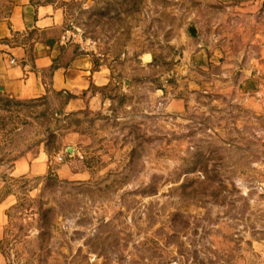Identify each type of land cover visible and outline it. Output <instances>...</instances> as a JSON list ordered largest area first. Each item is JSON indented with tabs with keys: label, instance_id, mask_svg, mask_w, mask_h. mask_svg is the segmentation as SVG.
I'll return each instance as SVG.
<instances>
[{
	"label": "rangeland",
	"instance_id": "374dc122",
	"mask_svg": "<svg viewBox=\"0 0 264 264\" xmlns=\"http://www.w3.org/2000/svg\"><path fill=\"white\" fill-rule=\"evenodd\" d=\"M59 4L63 30L91 42L111 69V102L68 113L67 96L55 93L5 120L0 163L43 152L48 170L9 177L0 190V200L17 199L0 264H264V96L246 93L240 72L207 89L190 85L178 76L181 49L168 44L187 13L198 20L220 5ZM8 7L0 1V18ZM146 50L155 66L134 77ZM130 76L144 86L136 96ZM177 98L182 109L168 108Z\"/></svg>",
	"mask_w": 264,
	"mask_h": 264
},
{
	"label": "crops",
	"instance_id": "0c3cea01",
	"mask_svg": "<svg viewBox=\"0 0 264 264\" xmlns=\"http://www.w3.org/2000/svg\"><path fill=\"white\" fill-rule=\"evenodd\" d=\"M0 1L9 5L0 18V90L18 100L69 93L73 98L65 105L66 112H99L105 100L110 101L107 90L114 81L112 71L98 60L99 54L91 42L63 30L66 12L59 4L82 0ZM209 1L220 6L208 7V13L198 20L196 13H187V22H178L182 25L174 27V36L168 44L181 49L178 76L186 77L192 86L207 89L220 82L217 80L222 76L232 77L234 72H240L234 78L242 89L264 96V22H261L264 0ZM154 56L150 50L138 55L141 72L134 73V77L149 75L155 66ZM131 77L127 82L128 93L136 96L143 85L132 82ZM183 102L174 99L168 108L179 111ZM47 170L48 157L43 152L32 158L28 153L11 168L0 163V190L9 177L41 176ZM16 202L12 193L0 201V239L7 215Z\"/></svg>",
	"mask_w": 264,
	"mask_h": 264
},
{
	"label": "trees",
	"instance_id": "16d2710c",
	"mask_svg": "<svg viewBox=\"0 0 264 264\" xmlns=\"http://www.w3.org/2000/svg\"><path fill=\"white\" fill-rule=\"evenodd\" d=\"M153 63H155V56H154ZM57 94H62V95L65 94L67 96L66 104L73 98V95L69 93L60 92ZM43 98L44 97L39 98V99H43ZM35 101H36L35 99L34 100H18L15 98H11L7 96L6 94H4L2 90H0V114L3 113L6 115V117H2V122L0 123V136L2 137L0 138V150L2 148L1 147L2 142L7 141V139L11 136V131L7 130V123L5 122V120H7V122H10L12 115L18 113L21 108L34 104ZM22 124L26 125L28 123H22ZM14 129L16 130L17 128L14 127ZM16 160L17 159L14 160L13 164L15 163ZM0 162L2 161L0 160Z\"/></svg>",
	"mask_w": 264,
	"mask_h": 264
},
{
	"label": "water",
	"instance_id": "95a60500",
	"mask_svg": "<svg viewBox=\"0 0 264 264\" xmlns=\"http://www.w3.org/2000/svg\"><path fill=\"white\" fill-rule=\"evenodd\" d=\"M127 84V83H126Z\"/></svg>",
	"mask_w": 264,
	"mask_h": 264
}]
</instances>
